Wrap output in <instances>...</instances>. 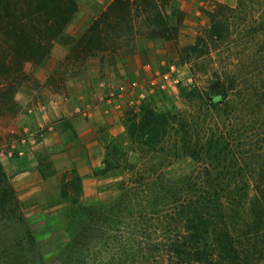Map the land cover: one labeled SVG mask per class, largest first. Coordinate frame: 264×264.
I'll return each mask as SVG.
<instances>
[{"label":"trees","instance_id":"1","mask_svg":"<svg viewBox=\"0 0 264 264\" xmlns=\"http://www.w3.org/2000/svg\"><path fill=\"white\" fill-rule=\"evenodd\" d=\"M161 3L110 0L67 42L60 63H110L135 39L175 40L180 23ZM76 11L75 0H0V116L14 112L26 65L51 57ZM205 13L179 55L191 72L210 75L209 87L180 86L182 107L144 99L125 111L127 144L109 139L94 172L121 170L119 192L65 208V217L77 218L64 228L53 264H264V0L215 2ZM184 158L193 162L189 171H165ZM19 206L0 159V227L24 222L15 250L29 236L31 264H50Z\"/></svg>","mask_w":264,"mask_h":264},{"label":"rangeland","instance_id":"2","mask_svg":"<svg viewBox=\"0 0 264 264\" xmlns=\"http://www.w3.org/2000/svg\"><path fill=\"white\" fill-rule=\"evenodd\" d=\"M75 1L77 11L67 33L54 42L51 48V57L44 64L28 63L26 65V79L21 86L29 85L35 89L37 97L43 103L44 99L50 95H56L57 98L63 99L69 98L73 93L74 85L72 84L81 87L91 69L96 67L99 68L98 85L101 88L102 83H106L107 69L104 65L109 63L106 59L88 58L81 64L73 65L60 63L67 53V42L72 36H79L110 0ZM164 2L161 4L168 5L166 7L168 13L171 11L176 13V15L170 14L171 22L176 24L179 21L180 23L176 39L153 41L138 38L128 47L131 48L130 51L119 50L110 59L108 71L116 78V83L119 86L118 91L121 90L120 86H123L127 93L124 94L123 100H119L120 109H122L121 121L127 109H137L144 99L158 105L160 109H173L184 106L183 99L179 95L180 86L195 85L202 89L209 87L210 75L208 76L204 72L198 74L191 72L189 62L180 59L179 50L184 45L194 42L199 26L207 20L205 10L212 9L215 2L233 6L237 0H164ZM91 83L93 82L91 81ZM213 93L215 92L212 91ZM109 96L113 95L107 92V95L104 94V97L99 100H107ZM211 98L215 99V96L213 95ZM15 102L14 112L0 116V159L19 200L20 211L31 228L32 236L42 244L43 260L53 264L59 242L64 235H68L64 228L69 224L74 225L77 218L76 214H73L75 217L70 216L72 218L65 217L64 211L74 199H79L80 178L72 176L66 169L57 170L54 176V170L48 158H52L50 154H56V151L55 149L50 151L41 149L39 154L46 164L45 173L48 176L42 184L36 185V189H31L32 193H28L29 188L23 191L27 183L35 179L29 178L27 175L15 176L20 172V166L16 168L18 164H14L15 167L12 168L11 158L18 156V153L13 151L11 143L24 134L23 129H20L16 123L13 122L12 125L10 122L4 121L5 117L12 118L21 112V106L16 100ZM64 125L67 129L66 124ZM12 126H15V131H10ZM66 132L69 130L67 129ZM37 133L39 134L41 131H37ZM108 139L110 138L108 137ZM107 141L106 138L104 143ZM121 142L124 145L128 142L125 129ZM131 158L135 159L136 155L132 154ZM192 167L193 162L189 158H184L167 167L165 171L176 175L187 172ZM104 176L105 180L110 181L115 187L117 195L119 192L117 184L123 178V172L114 170L101 175V177ZM24 230V222L15 218L12 221L8 220L6 228L0 227V264H31L35 260L29 250V236L24 235L25 249L23 251L15 250L17 246H13V242H17V239L24 234Z\"/></svg>","mask_w":264,"mask_h":264},{"label":"crops","instance_id":"3","mask_svg":"<svg viewBox=\"0 0 264 264\" xmlns=\"http://www.w3.org/2000/svg\"><path fill=\"white\" fill-rule=\"evenodd\" d=\"M104 66L107 69L106 83H102L101 88L98 85L99 68L96 67L91 69L81 87L72 84L73 93L69 98L50 95L43 103L31 86H21L17 90L15 100L21 106V112L12 118L5 117L4 121L12 125L16 123L24 132L21 138L11 143L13 151L18 153L11 158L12 168L14 164H18L16 168L20 166V172L15 176L27 175L35 179L27 183L23 191L29 188L30 194L32 188L36 189L37 184L45 181L48 176L45 173L46 164L39 152L41 149H55L56 154L52 153V158H48L53 174L55 176L57 170L66 169L72 176L79 177L80 200L106 202L115 197L116 190L111 182L106 181L105 176L94 175V172L104 165V140H109V137L121 141L124 137L119 100H123L126 92L123 86L118 91L117 80L108 71L110 64ZM107 92L113 96L99 100ZM64 124L69 132H66ZM10 131H15V126Z\"/></svg>","mask_w":264,"mask_h":264}]
</instances>
